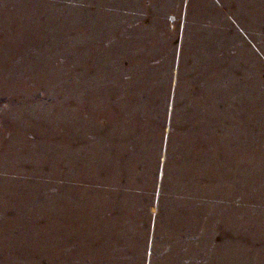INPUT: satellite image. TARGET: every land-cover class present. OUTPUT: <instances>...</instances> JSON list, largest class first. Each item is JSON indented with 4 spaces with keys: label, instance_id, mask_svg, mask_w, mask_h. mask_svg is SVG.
Wrapping results in <instances>:
<instances>
[{
    "label": "rangeland",
    "instance_id": "rangeland-1",
    "mask_svg": "<svg viewBox=\"0 0 264 264\" xmlns=\"http://www.w3.org/2000/svg\"><path fill=\"white\" fill-rule=\"evenodd\" d=\"M0 264H264V0H0Z\"/></svg>",
    "mask_w": 264,
    "mask_h": 264
}]
</instances>
